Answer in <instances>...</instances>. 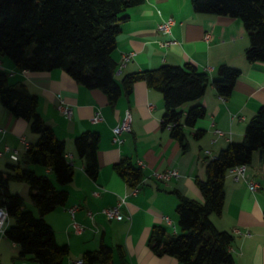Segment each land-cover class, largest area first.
<instances>
[{
  "label": "crops",
  "instance_id": "obj_1",
  "mask_svg": "<svg viewBox=\"0 0 264 264\" xmlns=\"http://www.w3.org/2000/svg\"><path fill=\"white\" fill-rule=\"evenodd\" d=\"M124 15L112 52L117 64L114 78L118 83L128 73L186 62L207 72L211 80L218 77L220 64L235 67L240 74L229 96H220L210 82L201 98L179 107L185 113L190 106L200 103L206 110L205 116L194 126H183L187 143L183 149L171 137L169 129L162 126V93L149 87L144 80L135 81L132 91L129 94L122 92L111 105L103 91L77 83L62 68L30 72L18 69L9 57L0 56V69L8 73V82L23 84L29 93L37 95L38 113L52 127L56 137L64 141L66 154L71 155L72 181L55 185L68 192L67 200L44 215L54 230L56 241L69 246L62 264H74L73 261L82 258L86 250L98 249L101 244L113 249L115 264L120 262L118 247L123 250L127 264H180L177 258L158 256L149 248L147 241L152 227L163 226L168 232L169 226L163 216H169L177 226L178 194L203 201L196 180L205 178L207 161L230 142L242 141L247 123L264 104V62H250L246 58L250 41L241 19L195 12L191 0H145ZM169 17L174 19L171 33L162 34L157 25ZM170 39L175 43L161 44ZM127 52H134V56L119 70L121 56ZM59 96L72 107L71 118L58 110ZM96 111L101 113L102 119L94 123L91 118ZM127 111L131 116V132L125 134L124 143L118 145L112 141V128L121 122ZM0 125L7 130L0 133V149L4 145L17 148L19 161L24 162L28 147L20 141V136H24L31 146L37 142L38 134L31 130L27 120L14 117L1 102ZM214 129L222 133L218 135ZM86 130L100 135L96 179L85 173L84 159L74 145V137ZM197 130L202 131L199 137H195ZM123 159H129L137 167L139 161L143 162L144 166L139 167L143 177L154 170L166 169L178 170L180 177L167 183L147 179L135 195H130L131 186L113 168ZM15 162L5 154L0 157V169ZM23 166L39 175H54L49 168L39 164L26 162ZM248 175L259 183L258 190L250 191L244 182L233 181L226 172L222 213L211 214L210 219L217 229L233 235L230 251L236 264H264V151L254 152ZM22 184L11 181L9 189L24 199L23 195H27L29 189ZM124 195L127 197L122 211L129 218L108 220L100 210L116 204ZM74 204L80 205L74 219L85 226L81 233L74 231L72 217L67 211ZM87 210L94 213L93 219L86 215ZM10 224H13L12 219L8 220L7 226ZM235 229L247 230L250 235L237 234ZM4 248L19 252L16 243L0 236V257L4 255ZM18 259L21 264L29 263L27 258L18 256Z\"/></svg>",
  "mask_w": 264,
  "mask_h": 264
},
{
  "label": "trees",
  "instance_id": "obj_2",
  "mask_svg": "<svg viewBox=\"0 0 264 264\" xmlns=\"http://www.w3.org/2000/svg\"><path fill=\"white\" fill-rule=\"evenodd\" d=\"M144 1L0 0V56L9 57L18 69L30 72L62 68L77 83L103 91L111 105L122 92L129 94L135 81L144 80L162 93V126L185 149L183 126H194L206 110L200 103L190 106L185 113L179 107L201 98L210 82L220 96H229L240 71L220 64L218 77L211 80L207 72L190 62L163 64L156 69L128 73L118 83L112 52L121 30L120 21L128 9ZM191 5L195 12L241 19L250 41L246 58L250 62H264V0H191ZM0 102L14 117L27 120L31 130L38 134L37 142L28 146L24 162L18 160L0 169V207L6 208L13 220L4 236L18 245V256L27 258V264H62L69 246L56 241L44 215L63 205L68 192L58 189L48 176L23 165L27 162L49 168L60 185L72 181L74 166L66 158L64 141L56 137L38 113L37 95L29 93L23 84H10L8 73L1 69ZM201 134L197 130L195 137ZM99 140V133L90 130L74 137L76 151L84 159V171L92 179L99 172ZM255 151H264V104L247 123L243 140L230 142L207 161L205 178L196 180L203 201L178 194L177 232L168 233L163 226L154 225L147 241L149 248L158 256L177 258L180 264H236L229 249L233 235L217 229L210 215L222 213L227 169L248 166ZM113 168L131 187L143 177L142 170L129 159L115 163ZM11 181L28 184L29 198L38 216L23 209V197L9 189ZM117 249L119 264H127L123 250ZM82 259V264H115L113 249L105 244L86 250Z\"/></svg>",
  "mask_w": 264,
  "mask_h": 264
},
{
  "label": "built area",
  "instance_id": "obj_3",
  "mask_svg": "<svg viewBox=\"0 0 264 264\" xmlns=\"http://www.w3.org/2000/svg\"><path fill=\"white\" fill-rule=\"evenodd\" d=\"M173 24H174V19L172 17H169L163 20L162 22H160L157 25V29L162 34L169 35L171 33V27L173 26ZM174 43H175L174 39L161 42V44H164V45H169V44H174ZM133 56H134V52L123 53L121 56V60L118 64L119 70L124 64L130 61L133 58ZM206 70L209 71L210 68H207ZM57 108L65 117L67 118L72 117L73 115L72 107L69 104H67L64 101V99L61 98L60 96L58 97ZM101 119H102L101 113L99 111H96L93 117L91 118V121L96 123L100 121ZM6 131H7L6 128L0 125V133L4 134L6 133ZM130 132H131V116H130V113L127 111L124 114L121 122L112 128V141L120 145L124 143L125 141L124 135ZM214 133H217L219 135L222 133V131L219 129H214ZM20 141L23 142L26 145V147L29 146L24 136H20ZM205 152L207 153L208 151H205ZM5 154H7L8 157L14 162L19 160V150L17 148L10 147L9 145H4L3 149H0V157H2ZM66 158L67 160L72 162L71 155L66 154ZM143 166H144L143 162L139 161V167H143ZM227 172L233 181L244 182L250 191L254 192L258 190L259 183L253 177L248 175V166L246 164L233 166L227 169ZM179 177H180V173L176 169H166L163 171L154 170L148 176L142 177V179L136 185L132 186L129 191V194L135 195L138 192L139 187L143 185L147 179H152L155 181L167 183ZM94 194H98V193L94 192ZM126 197L127 195L121 196L116 204L112 206L103 207L100 210V212L108 220H122L124 218H129V216L125 215L122 211V207L126 204ZM79 208H80L79 204H74L67 208V211L72 217L71 226L73 227L74 231L77 233H81L85 230V226L80 224L74 219V214ZM86 215L90 219L94 218V213L90 210L86 211ZM8 219H9V215H8L6 208L0 207V236H4L5 234V230L8 224ZM163 220L165 221L166 225L171 228L172 233L177 232V226L169 216H163ZM235 233L242 234L245 236L250 235L249 231L247 230L241 231L239 229H235ZM73 263L82 264L83 259L82 258L76 259L73 261ZM23 264H27V263H23Z\"/></svg>",
  "mask_w": 264,
  "mask_h": 264
},
{
  "label": "rangeland",
  "instance_id": "obj_4",
  "mask_svg": "<svg viewBox=\"0 0 264 264\" xmlns=\"http://www.w3.org/2000/svg\"><path fill=\"white\" fill-rule=\"evenodd\" d=\"M48 176V175H46ZM54 183V185H58V183L56 182L54 175H50L48 176ZM18 183H23L22 185H26L28 188V184L25 182H18ZM25 190V189H24ZM24 196V200L25 203L23 205V209L25 210H33V214L35 216H38V210L37 208L32 204V202H30L29 199V195L27 193V195H23ZM9 220V219H8ZM13 221V220H12ZM168 232H171V228L167 227ZM4 251L2 252L4 255L2 257H0V264H10V263H15V264H21L20 260L18 259V254L16 250H14V252H12L10 249L8 248H4ZM4 257V259H3Z\"/></svg>",
  "mask_w": 264,
  "mask_h": 264
}]
</instances>
